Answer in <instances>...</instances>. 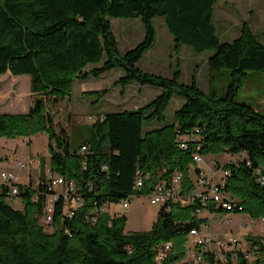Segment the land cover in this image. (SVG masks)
<instances>
[{
	"label": "trees",
	"instance_id": "trees-1",
	"mask_svg": "<svg viewBox=\"0 0 264 264\" xmlns=\"http://www.w3.org/2000/svg\"><path fill=\"white\" fill-rule=\"evenodd\" d=\"M218 1L0 0V74L30 75L32 93L42 95L28 113H0V137L47 132L50 169L76 181L85 199L70 219L60 200L47 229L41 222L42 201L33 199L36 189L32 182L19 185L22 209L14 208L2 189L0 264H193L185 260L190 229L208 220L198 217V207L211 213L264 218V184L255 176V169L264 167V112L236 99L248 72L264 71V44L247 21L237 38L222 40L215 23ZM157 16L165 18L178 48L187 45L198 53L211 50L209 67L230 71L224 95L205 92L195 74L191 83L181 82L180 69L167 77L139 67L141 58L155 44ZM112 18H141L143 40L121 53ZM99 63L87 70L90 64ZM114 68L125 71L115 85L151 84L162 92L138 109L107 112L89 125L84 141L73 149L66 129L55 124L49 102L56 104L71 96L75 80L99 78ZM108 92L107 88L86 94L101 100ZM175 95L185 101L176 110L174 122L168 123L165 111ZM155 120L162 127L144 130L146 123ZM197 126L198 142L189 140L188 147L181 148L177 130L187 134ZM83 144H90L91 151L81 153ZM197 151L237 157L235 163L223 165L230 169L224 189L242 209L225 210L198 200L171 202L162 205L157 221L145 231L125 232L127 217L108 211L94 223L86 220L95 205L119 203L131 194L139 170L149 174L139 196L150 194L157 183L169 182L176 171L183 173L182 193L190 195L199 171L198 167L191 170ZM217 164L221 162L217 160ZM248 239L249 249L226 252L224 264H264V237ZM165 243H172V249L159 261V247ZM248 252H252L251 259L246 257ZM217 254L205 251L203 264H219Z\"/></svg>",
	"mask_w": 264,
	"mask_h": 264
},
{
	"label": "rangeland",
	"instance_id": "rangeland-1",
	"mask_svg": "<svg viewBox=\"0 0 264 264\" xmlns=\"http://www.w3.org/2000/svg\"><path fill=\"white\" fill-rule=\"evenodd\" d=\"M243 1L219 0L215 5V23L218 32L224 41H230L239 33L243 20L249 21L253 25L256 34L264 44V6L251 12L249 6H241ZM112 28L119 42L121 53L139 44L145 35V28L141 18H112ZM157 29L156 45L145 53L139 67L148 72L171 77L177 69L181 70L180 81L191 83L195 74L201 88L205 92L216 91L219 95H224L231 81V74L228 69L212 70L207 59L213 51L195 52L190 46H176V42L169 37V32L165 18L157 16L154 18ZM232 23V24H230ZM130 26L126 29L125 25ZM167 29L168 32H165ZM168 35V37H167ZM198 64V65H196ZM101 64H90L87 69L100 66ZM125 75L122 68H114L103 73L99 78L90 77L87 81L75 80L71 96H66L58 103L49 102V110L53 115L57 126L66 129L72 148L76 149L85 139L88 127L98 118H103L107 112L134 110L153 101L161 92L162 88L145 84L137 86V82H132L128 87L115 85V82ZM19 77L7 72L0 74V113H28L34 106L37 99L42 95L32 96L30 75H20ZM95 85L98 89H109L101 100L97 96L83 95L82 91L86 86ZM117 86V87H116ZM95 88V87H94ZM138 88L141 89L139 94ZM236 99L247 103L256 109L264 112V71H249L244 83L239 89ZM185 99L175 95L165 111L168 123L175 120V112L179 109V104ZM160 124L158 121L146 123L144 130L151 126ZM154 128V127H153ZM50 139L47 132H39L30 137L7 138L0 137V184L3 172L13 173L18 180L25 184L33 182L36 184L38 170L30 165L32 161L44 162L50 166L51 151L49 148ZM54 145L55 142L53 141ZM201 163H193L191 170L202 168L210 177L217 171L216 160L223 166L229 158L228 153L218 155L205 154ZM18 162L27 165L25 169H20ZM46 167V166H45ZM43 173L45 168L41 166ZM31 173V180H30ZM222 172H217L213 176V182L220 180ZM10 204L16 209H22L24 204L20 199H14ZM129 208L124 209L121 203H111L108 212L112 215H125L127 217L125 232L149 230L158 219V213L162 204L150 202L149 195H134L130 199ZM198 217H207L204 235L214 237L213 250L218 252L219 264H224L227 259L226 251L234 248L246 251L251 245L249 237H264V218L250 221L251 217L244 213H219L204 212ZM223 219L225 221H223ZM238 239L235 245L220 249V243H227L232 237ZM196 237L189 236L186 242L185 260L194 259L196 250ZM207 246H205V249Z\"/></svg>",
	"mask_w": 264,
	"mask_h": 264
},
{
	"label": "built area",
	"instance_id": "built-area-1",
	"mask_svg": "<svg viewBox=\"0 0 264 264\" xmlns=\"http://www.w3.org/2000/svg\"><path fill=\"white\" fill-rule=\"evenodd\" d=\"M200 133V128L197 126L193 130L189 131L187 134H182L177 130V140L181 148L188 147V141L198 142V134ZM200 149V145L197 146V150ZM91 151L90 144H83L80 148L81 153H88ZM202 154L198 151L194 153L193 158L195 163H201L203 161ZM242 157H246V154L243 153ZM236 156H229L227 163L236 162ZM35 170H38L36 176L37 182L34 184L33 188L36 189L34 195V200L42 201V215L41 222L47 229H50V225L54 219V213L56 207L60 200L64 202V212L65 215L70 219L73 218L75 212L84 205V194L82 187L74 180L68 179L63 175L53 173L50 167L46 165L45 172L41 170V163L32 161L30 163ZM20 169H25L27 165L24 163L18 162L17 165ZM104 169H107V166H103ZM217 172H222L220 180L213 182V176L210 177L202 168H199L195 179V186L190 195H184L183 191V173L181 171H176L169 182L163 181L157 183L149 195L150 202L153 204H168L171 202H180L182 204H188L192 200H198L202 204L214 203L216 208H222L225 210H232L235 207L242 209L241 205H238V200L227 192L225 188L226 179L230 175V169L228 167L219 165L216 163ZM256 180L260 184H264V167H258L255 169ZM31 180V173H30ZM149 177V174H144L140 170L137 172L135 179L133 192L127 197L121 199L119 203L122 204L124 209L129 208L130 199L137 195L142 187L145 185L146 179ZM2 183L0 184V191L6 189L8 199L13 201L14 199H19L20 193V184L18 177L13 173L3 172L1 174ZM31 182V181H30ZM25 183V184H29ZM110 204H105L100 207L95 205L91 212L87 215L86 220L89 222H96L98 216L105 211H108V206ZM170 210V207L168 208ZM205 210L201 207H198L196 210L197 214L204 213ZM209 212V211H208ZM211 213V212H209ZM223 221H225L223 219ZM252 222H255L254 218H251ZM205 224L200 227H193L190 229L189 235L196 237V250L194 259L188 260L193 264H203L205 262V251H214L213 243L215 242L214 237L204 235ZM66 233L71 235L70 229H65ZM238 239L234 236L227 243H220L219 248L223 249L230 245H235L238 243ZM205 246L207 248L205 249ZM172 249V243H165L163 246L159 247L157 259L159 261L164 260L168 253ZM229 252V251H226ZM218 253V252H217ZM227 256V254H226ZM248 259L252 258V252L246 253Z\"/></svg>",
	"mask_w": 264,
	"mask_h": 264
},
{
	"label": "crops",
	"instance_id": "crops-1",
	"mask_svg": "<svg viewBox=\"0 0 264 264\" xmlns=\"http://www.w3.org/2000/svg\"><path fill=\"white\" fill-rule=\"evenodd\" d=\"M236 1H243V4L241 3L240 5L241 6H245V4L247 5V6H249V11H251V12H253L255 9H256V7H258V9H262V7L264 6V0H236ZM245 3V4H244ZM246 7V6H245ZM246 20H243V22H245ZM242 22V23H243ZM247 22H249V21H247ZM250 23V22H249ZM230 24H232V23H230ZM233 25V24H232ZM251 25V24H250ZM126 26V29H130V26H128L127 24L125 25ZM251 27L253 28V30H254V27H253V25H251ZM168 28V27H167ZM169 30V29H168ZM255 31V30H254ZM165 32H168L167 31V29L165 30ZM170 32V31H169ZM240 32H241V29H240V31H239V33L238 34H236L233 38H232V40L233 39H235V38H237L239 35H240ZM167 37H168V35H167ZM170 39H172V40H174L175 41V38H174V35L172 34V37H169ZM232 40H230V41H232ZM156 45V42H155V44L153 45V47ZM118 46H119V42H118ZM152 47V48H153ZM151 48V49H152ZM150 49V50H151ZM149 50V51H150ZM143 58V57H142ZM141 58V59H142ZM141 61V60H140ZM139 61V62H140ZM207 63H208V59H207ZM196 65H198V64H196ZM93 68V67H92ZM87 70H90V69H87ZM19 77H14V79H19L20 78V75H18ZM90 78V77H89ZM89 78H87V79H85V80H82V81H87ZM198 84H199V81H198ZM137 86H139V84H136ZM200 85V84H199ZM118 86V85H117ZM116 86V87H117ZM129 86V84L126 86V87H128ZM30 87H31V85H30ZM95 87V88H94ZM201 87V86H200ZM203 89V88H202ZM93 90H99L98 88H96V86L95 85H91V86H86L85 87V89H83V90H81L82 91V93H83V95H87L86 94V92H88V91H93ZM138 91H139V94L141 93V89L140 88H138ZM109 93V92H108ZM107 93V94H108ZM35 94H33L32 93V96H34ZM182 104L183 103H180L179 105V108L182 106ZM174 122V121H173ZM55 124H57L56 122H55ZM162 125L163 124H158L157 126H151L149 129H147L146 131H148V130H151V129H156V128H160V127H162ZM154 127V128H153ZM217 161V160H216Z\"/></svg>",
	"mask_w": 264,
	"mask_h": 264
}]
</instances>
